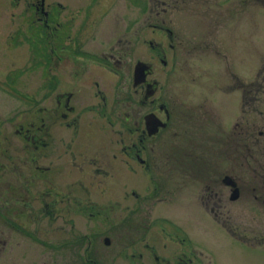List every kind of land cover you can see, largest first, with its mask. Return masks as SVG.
<instances>
[{"label":"rangeland","instance_id":"1","mask_svg":"<svg viewBox=\"0 0 264 264\" xmlns=\"http://www.w3.org/2000/svg\"><path fill=\"white\" fill-rule=\"evenodd\" d=\"M39 1L0 0V264H264V0ZM138 62L175 113L143 166Z\"/></svg>","mask_w":264,"mask_h":264},{"label":"flooded vegetation","instance_id":"2","mask_svg":"<svg viewBox=\"0 0 264 264\" xmlns=\"http://www.w3.org/2000/svg\"><path fill=\"white\" fill-rule=\"evenodd\" d=\"M37 6H35L36 12H39L43 15V18H48L49 12H46L45 1L40 0ZM163 14L168 13L167 9H163ZM41 19V18H40ZM38 19V21H40ZM46 22L45 20L43 21ZM47 24V23H46ZM155 26L154 24H150ZM157 28L161 29L164 33L167 34L169 39L168 48H175V38L173 36L174 31L171 28H168L164 25H158ZM150 45L155 46L154 42H150ZM166 63V61H164ZM142 67L145 72H142V75L139 77L138 82L135 80V69L136 67ZM132 84L136 88H139L140 95L138 92L137 97L134 93L126 95L125 102L127 105V111L125 112L124 126L127 129L128 142L126 145L122 146L121 152L129 159L134 160L140 165L146 164V160L142 159L141 155L147 150V145L153 143L154 140H160V143L163 144V133L169 130L172 126L171 122L175 117V113H172L168 107L166 99L162 98L158 94V82L155 80H147L148 75L152 72L149 65L138 62L134 68ZM147 75V77H146ZM158 94V95H157ZM157 95V96H156ZM69 100L66 101V103ZM138 110L137 114H130V111ZM142 110H145L143 113ZM233 191V190H232ZM191 260V259H190ZM189 264L190 261L188 260ZM194 264V263H192Z\"/></svg>","mask_w":264,"mask_h":264},{"label":"water","instance_id":"3","mask_svg":"<svg viewBox=\"0 0 264 264\" xmlns=\"http://www.w3.org/2000/svg\"><path fill=\"white\" fill-rule=\"evenodd\" d=\"M142 70H143V68L138 66V67H136V69L134 71L135 72V80H137V82H138L139 77L142 75ZM223 183L226 184V185H231L233 187V191L231 193V195H232L231 199H236V198L239 197L237 186L235 185V182L233 181V179H231L230 176L229 177L226 176L223 179ZM263 183H264V181H263ZM108 240H109L108 238H105L104 239V243L107 244Z\"/></svg>","mask_w":264,"mask_h":264},{"label":"trees","instance_id":"4","mask_svg":"<svg viewBox=\"0 0 264 264\" xmlns=\"http://www.w3.org/2000/svg\"><path fill=\"white\" fill-rule=\"evenodd\" d=\"M51 90H53V88H50ZM35 138H33V140H34Z\"/></svg>","mask_w":264,"mask_h":264}]
</instances>
